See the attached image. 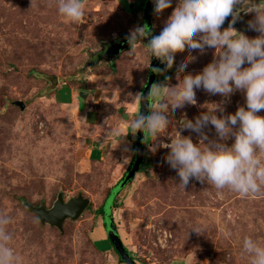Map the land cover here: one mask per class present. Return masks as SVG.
I'll use <instances>...</instances> for the list:
<instances>
[{
  "label": "rangeland",
  "instance_id": "obj_1",
  "mask_svg": "<svg viewBox=\"0 0 264 264\" xmlns=\"http://www.w3.org/2000/svg\"><path fill=\"white\" fill-rule=\"evenodd\" d=\"M82 2L84 17L69 22L58 14L55 0H0V215L10 218L4 229L18 264H123L105 239L98 210L133 160L135 133L128 122L138 114L150 53L146 37L132 55L131 46L111 60L104 53L143 26V0ZM176 2L159 15L152 6L156 35ZM254 16L242 10L232 26L255 37L248 23ZM215 55L214 48L190 49L185 42L171 68L165 70L156 58L163 69L150 71L156 74L151 87L160 84L163 91L185 74L202 71ZM195 93V104L167 109L168 123L155 141L144 133L142 164L114 197L112 219L135 264H249L240 237L264 242V186L243 196L191 178L184 189L166 162L169 149L159 143L170 141L181 118L194 120L212 103L224 110L218 116L246 106L240 90L229 96L203 88ZM149 102H155L151 96ZM258 114L264 116V110ZM180 130L198 143L199 133ZM203 131L217 138L211 124ZM58 194L64 201L78 195L89 200L61 230L28 208L49 209ZM194 225L201 233L191 230Z\"/></svg>",
  "mask_w": 264,
  "mask_h": 264
},
{
  "label": "clouds",
  "instance_id": "obj_2",
  "mask_svg": "<svg viewBox=\"0 0 264 264\" xmlns=\"http://www.w3.org/2000/svg\"><path fill=\"white\" fill-rule=\"evenodd\" d=\"M152 2L157 15L172 4V0ZM55 4L58 14L66 21L76 22L84 17L82 0H55ZM237 4L242 7L234 10ZM241 10L255 13L248 23L257 36L250 38L232 26ZM229 16L232 17L229 26L222 29ZM148 34L147 26H137L130 32V55L134 54L135 45ZM185 42L190 49L214 48L215 58L199 73L185 74L182 80L163 91L160 84L151 87L149 96L155 102L150 103L147 115L138 113L128 122L129 132L143 131L155 141L168 123L167 109L182 107L185 102L195 104V89L203 88L222 96L240 90L246 106L218 116L217 111L224 110L212 103V107H205L207 111L194 120L186 116L181 118L179 129L175 127V132L168 135L170 141H161L159 146L169 149L166 162L176 170L184 189L189 180L195 178L210 183L217 190L228 188L243 196L255 194L264 186V116L258 114L264 110V7L261 0L258 4L253 0H177L162 30L153 35L146 46L151 56L164 63L166 70L172 67L174 53L183 49ZM187 59L181 61V71ZM245 64L248 66L242 67ZM209 124L214 126L215 139H209L203 131ZM180 129L199 133L198 143H193L191 136L182 135ZM229 138H234L230 146L225 143ZM150 150L154 151L155 147ZM9 222L8 216L0 215V264H18V257L9 246L11 234L4 229ZM191 230L201 233L196 225ZM240 243L249 264H264V242L244 235Z\"/></svg>",
  "mask_w": 264,
  "mask_h": 264
},
{
  "label": "water",
  "instance_id": "obj_3",
  "mask_svg": "<svg viewBox=\"0 0 264 264\" xmlns=\"http://www.w3.org/2000/svg\"><path fill=\"white\" fill-rule=\"evenodd\" d=\"M153 2L152 0H143L142 2V22L143 26H147L149 30V34L146 35L147 43L151 39L152 34L156 35L151 28V10H152ZM129 8H132V4H129ZM239 8L237 4L234 8ZM232 19L231 16L226 17L223 24H229V21ZM117 42V43H116ZM129 47V42L126 39H118L105 53L104 57L108 60H111L117 57L121 51L125 48ZM149 67L151 70L154 68L163 69V64L158 62L155 56H151L150 54V63ZM155 73L150 72L148 75L146 84L144 85L140 97L138 99V113L147 115L149 112V92L151 89L152 83L155 81ZM85 93L80 92L79 97L84 98ZM19 106L23 107V105L19 102ZM143 137L144 132L138 130L135 133L134 137V148H133V160L130 164L129 169L124 173L121 179L111 188L110 192L106 196L103 205H102V224L104 229V234L108 241L110 242L113 250L118 256V259L123 264H135V262L131 259V256L119 237L117 229L114 225L112 219V204L114 197L118 193V191L123 188V186L132 179L134 174L139 170L142 161H143ZM89 204V200L82 195H78L75 198L64 201L61 194H58L55 202L52 207L46 209L45 207H28L30 208L39 218L42 223H46L49 226H53L58 230L62 229V224L64 220L77 219L80 214L86 209Z\"/></svg>",
  "mask_w": 264,
  "mask_h": 264
},
{
  "label": "trees",
  "instance_id": "obj_4",
  "mask_svg": "<svg viewBox=\"0 0 264 264\" xmlns=\"http://www.w3.org/2000/svg\"><path fill=\"white\" fill-rule=\"evenodd\" d=\"M128 5H129V4H128ZM127 10H128V7H127ZM129 46H130V44H129ZM107 194H108V193H107ZM106 196H107V195H106ZM103 202H104V201H103ZM102 205H103V204H101V206L99 207V210H98V211H99L98 213L101 215V217H102ZM105 239L108 240L106 237H105ZM110 247H111V246H110ZM111 248H112V247H111ZM118 260H119V259H118ZM119 262L121 263L120 260H119Z\"/></svg>",
  "mask_w": 264,
  "mask_h": 264
},
{
  "label": "flooded vegetation",
  "instance_id": "obj_5",
  "mask_svg": "<svg viewBox=\"0 0 264 264\" xmlns=\"http://www.w3.org/2000/svg\"><path fill=\"white\" fill-rule=\"evenodd\" d=\"M239 5V4H238ZM241 7H240V5H239V8H237V9H240ZM236 10V9H235ZM242 11V10H241ZM241 11L239 12V13H241ZM150 71H151V69H149ZM150 71H149V73H150Z\"/></svg>",
  "mask_w": 264,
  "mask_h": 264
},
{
  "label": "crops",
  "instance_id": "obj_6",
  "mask_svg": "<svg viewBox=\"0 0 264 264\" xmlns=\"http://www.w3.org/2000/svg\"><path fill=\"white\" fill-rule=\"evenodd\" d=\"M106 237V236H105Z\"/></svg>",
  "mask_w": 264,
  "mask_h": 264
}]
</instances>
